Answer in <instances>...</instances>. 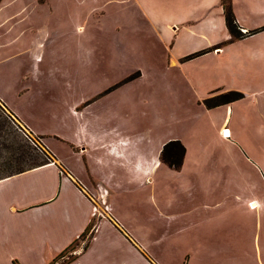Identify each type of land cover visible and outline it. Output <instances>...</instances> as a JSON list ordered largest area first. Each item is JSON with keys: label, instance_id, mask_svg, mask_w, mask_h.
<instances>
[{"label": "crops", "instance_id": "0c3cea01", "mask_svg": "<svg viewBox=\"0 0 264 264\" xmlns=\"http://www.w3.org/2000/svg\"><path fill=\"white\" fill-rule=\"evenodd\" d=\"M36 1L46 3L49 13L61 14L51 22L49 18L51 31L47 34L40 31L42 25H35V0H0V102L39 139L51 160L0 178V264L50 262L77 242V236L88 227L92 202L101 190L106 192L109 215L99 220L84 248L79 244L78 252L65 264H264V232L244 228L242 206L248 210L247 205L254 201L242 199L234 191L253 185L248 165L262 172L264 150L250 152L240 143L241 136L223 137L220 128L212 136L207 134L208 128L213 129L212 120L207 121L211 109L203 100L224 90L221 83H209L220 67L214 60L212 65L198 64L196 70L187 71L185 61L179 59L203 49L193 57L198 62L206 60L213 54L209 50L215 48L214 57L226 59L218 55L222 44L231 39L222 7L226 0H209L185 13L188 18L181 15L179 23L164 26L151 23L144 8L133 6L139 22L154 31L146 59L166 58L165 66L173 69L170 81L163 77L146 82L149 95L140 129L131 118L121 117L119 102L89 104L92 98L84 104H35V65L43 56L45 42L51 52L58 35L63 34L69 42L64 49L69 55L81 54L86 59L95 51L96 60L103 58L97 48H102L103 39L88 38L87 27L89 21L99 20L109 3ZM227 1L236 28L245 30V37L264 33L246 30L236 15L237 2L243 0ZM215 4L219 9L213 12ZM118 8L121 20L116 29L127 30L130 22L123 16L125 8ZM206 25L222 32L214 40L217 44L203 48L200 41L196 44L188 39L187 49L182 51L185 44L176 38L179 30L209 40L194 31ZM124 42L118 40L113 55ZM246 58H242L241 69L251 87L243 89L240 98L222 103V121L231 114V104H245L252 98L250 104L257 109L264 105L260 96L264 91V48ZM122 70V76L133 74V78L143 73L138 61L125 64ZM120 76L103 81L97 96L119 88L124 81ZM52 121L55 127L49 128ZM168 140H178L184 148L177 169L159 158L160 148ZM240 162L247 167L237 165Z\"/></svg>", "mask_w": 264, "mask_h": 264}, {"label": "rangeland", "instance_id": "374dc122", "mask_svg": "<svg viewBox=\"0 0 264 264\" xmlns=\"http://www.w3.org/2000/svg\"><path fill=\"white\" fill-rule=\"evenodd\" d=\"M108 2L103 8L104 14L98 17L99 20L94 21L92 19L93 21H89L92 25L90 23L87 27L88 38L103 39L102 48L100 45L97 46L103 58L97 57V62L95 51L89 53L91 56L86 59H84L83 54L82 57L81 54L80 57L74 53L69 55L64 50L66 45L69 46V42L66 39L64 40L63 34L58 35L54 46L51 47V52L47 51L49 43L46 41L43 56L35 65V104H70L71 102L84 104V102L92 98L88 102L89 104H113V102H119L118 109L121 117L131 118L132 122H135L137 129H140L144 126L145 97L149 95L146 91L148 86L146 82L149 79L160 81L163 77H168L170 81L173 69L165 66L166 58L165 60L161 58L146 59V57L150 56L148 52L151 50H148V48L154 39V31L147 27V23L144 25L139 22V13L138 11L135 12L133 6L144 8L146 17L150 21L153 20L151 23L155 25L160 23L164 26L165 23H179L181 15L193 10V7L200 8L204 6L209 3V0H109ZM238 2L235 8L238 13L236 15L242 18L244 22L242 24L245 25L246 30L255 32L264 30V0H243V2ZM46 5V3L35 0L34 15L35 25H42L43 28L40 31L47 34L51 31L50 23L48 22L49 18L51 22L53 16L59 17L61 14L49 13ZM121 6L125 8V13H127L126 15L123 14L128 19L126 23L130 22L127 30L116 29V25L121 20V15L117 13V9ZM210 6L213 7V5ZM218 9V5L215 4L212 11L216 12ZM184 18H188L187 14ZM212 27V25H206L199 30H194L202 33L209 40L201 38L199 40L194 35L190 37L184 28L179 30L176 38L180 39V44H185L181 47L182 51L187 49L188 39H190V43L197 44V41H200L199 45L203 48H210L212 45L217 44L214 40H217L222 32L218 29L215 31L211 29ZM158 28L162 29L160 26ZM237 31L241 33L242 37L231 38L230 36L229 43L221 46L223 51L219 52L218 55L221 54V56L226 58L225 60L217 59V56L214 57L215 55L213 54L218 50V48H215L213 51L209 50L213 54L208 56L206 60L202 59L198 62L197 57L193 56L200 54L203 49L192 50L179 58L186 63L184 69L187 71L196 70L198 64L200 66L212 65V62L216 60L217 66L220 68L213 73L212 79L209 78L210 85L221 83L220 85L223 86L220 87L224 90L218 93L232 90L243 94V89H249L251 86L250 80H247L245 74L243 76L244 72L241 69L242 58H246L247 55L258 54L263 50L262 39L264 38V33L260 32V34L255 36L245 37V34H247L244 33L245 30ZM129 34L130 36L127 37ZM181 38L186 39V42L181 41ZM118 40L121 42L125 40V42L120 44L118 54L113 55L112 49L117 48ZM211 42L213 44H210ZM87 44L88 42L86 41L83 45ZM234 56H239V60H236ZM137 61L141 64L143 73L139 77L134 78L132 77L133 74L122 76L124 65L130 62L136 63ZM119 73L121 75L119 80H124L120 83L121 85L119 84V88L110 90L106 95L102 96L99 94L97 96L98 86L107 79H116L113 76L119 75ZM262 87H264V84ZM33 91V89L30 90V92ZM175 94L179 93L176 92ZM260 96L264 102V91ZM249 99L252 98H247L244 101L245 104H231L232 112L226 116L224 121H222V118L225 104H217L218 106L220 105L219 107L217 105H214L216 107H208L211 111L208 113L207 121L212 120L213 129L208 128L207 134L212 136L217 128H220L219 133L221 134V129L223 128L227 131V134L223 137H227L230 134L234 138L241 136L240 143L246 150L250 152L264 150V105L260 106L261 109H257L256 104H250ZM212 108L215 109L212 110ZM260 112H263V119L260 116ZM50 123L52 125L49 124V128L55 127L56 123L54 121ZM219 146L222 147L221 144ZM223 148L232 149L233 147L223 145ZM50 157L43 149L39 139L27 132L0 102V177H6L7 174L11 173L15 169L14 166H17L16 164H20L21 168H32L38 163L48 162L51 160ZM262 164V172L257 167L252 168L248 165V176L253 177L252 186H248L246 189L234 190L240 198L254 201V205H247L248 210L243 206L242 210H244L245 217L244 228L254 230L257 233L264 232V160ZM237 165L247 167L244 162H240ZM101 219L103 218L97 221L92 218L84 232L77 236V242L67 248L63 255L56 258L52 264H62L78 252L77 250L80 249L78 248L79 244L82 247L85 246L89 238L92 237L96 224Z\"/></svg>", "mask_w": 264, "mask_h": 264}, {"label": "trees", "instance_id": "16d2710c", "mask_svg": "<svg viewBox=\"0 0 264 264\" xmlns=\"http://www.w3.org/2000/svg\"><path fill=\"white\" fill-rule=\"evenodd\" d=\"M222 7H223V13H224L225 27H226L228 33L230 34L231 38L232 37H240L241 33L237 31L235 19H234L232 12H231L230 5H229L227 0L222 2ZM241 96H242V93H240L238 91L229 90L226 92L214 94L208 98H205L203 101L205 103V106L211 107V106H214L217 104L226 103V102L238 99ZM183 152H184L183 145L178 140H168L161 146L160 151H159V158H160L161 162H163L167 166L172 167L174 169H177L179 167V165L181 164ZM42 163H44V162L38 163L35 166L40 165ZM16 165L17 166H14L15 169L12 170V172L7 174V175L19 173V172H22V171L30 168V167H28V168L22 167L21 168L20 164H16ZM35 166H33V167H35ZM0 178H2V177H0ZM83 248H84V246H83ZM63 252L64 251L57 254L47 264H52L56 258H59L63 255ZM72 257L73 256L69 257V259L67 261H70L72 259ZM67 261H64L62 264H65Z\"/></svg>", "mask_w": 264, "mask_h": 264}, {"label": "built area", "instance_id": "2783aa9c", "mask_svg": "<svg viewBox=\"0 0 264 264\" xmlns=\"http://www.w3.org/2000/svg\"><path fill=\"white\" fill-rule=\"evenodd\" d=\"M224 136L223 133H221ZM106 192L105 190H101L99 196L93 201L90 209V216L93 219L105 218L110 210L108 202L105 200Z\"/></svg>", "mask_w": 264, "mask_h": 264}, {"label": "bare ground", "instance_id": "6f19581e", "mask_svg": "<svg viewBox=\"0 0 264 264\" xmlns=\"http://www.w3.org/2000/svg\"><path fill=\"white\" fill-rule=\"evenodd\" d=\"M222 133H223L224 135H226V134H227V131H226V130H223Z\"/></svg>", "mask_w": 264, "mask_h": 264}]
</instances>
